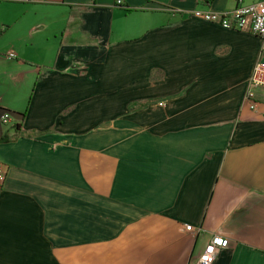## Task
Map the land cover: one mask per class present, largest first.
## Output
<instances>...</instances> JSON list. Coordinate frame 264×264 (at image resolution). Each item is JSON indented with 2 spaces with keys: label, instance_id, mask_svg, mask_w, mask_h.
Here are the masks:
<instances>
[{
  "label": "crops",
  "instance_id": "0c3cea01",
  "mask_svg": "<svg viewBox=\"0 0 264 264\" xmlns=\"http://www.w3.org/2000/svg\"><path fill=\"white\" fill-rule=\"evenodd\" d=\"M122 1L0 0V264H264L261 38Z\"/></svg>",
  "mask_w": 264,
  "mask_h": 264
},
{
  "label": "built area",
  "instance_id": "2783aa9c",
  "mask_svg": "<svg viewBox=\"0 0 264 264\" xmlns=\"http://www.w3.org/2000/svg\"><path fill=\"white\" fill-rule=\"evenodd\" d=\"M19 2H30L35 0H17ZM116 4L123 6L122 0H116ZM195 17L202 20L217 22L224 28H232V30H247L262 39L260 57L257 59L253 73L250 77L249 89L247 90V98L252 102L251 108L257 104L255 91L259 87H264V0H256L253 3H246L244 0H237V6L232 10L217 12L213 10H202L197 8L191 11ZM14 49L6 52L9 59L16 57ZM11 114L6 111L2 116L3 123L10 121ZM7 174V166L0 161V190L2 189ZM186 231H193L192 225H185ZM229 241L225 236L214 235L206 244L204 251L198 258V264H213L216 257L221 253L223 248L229 247Z\"/></svg>",
  "mask_w": 264,
  "mask_h": 264
},
{
  "label": "trees",
  "instance_id": "16d2710c",
  "mask_svg": "<svg viewBox=\"0 0 264 264\" xmlns=\"http://www.w3.org/2000/svg\"><path fill=\"white\" fill-rule=\"evenodd\" d=\"M6 140H7V137L6 136H3V137L0 138V142L6 141Z\"/></svg>",
  "mask_w": 264,
  "mask_h": 264
},
{
  "label": "rangeland",
  "instance_id": "374dc122",
  "mask_svg": "<svg viewBox=\"0 0 264 264\" xmlns=\"http://www.w3.org/2000/svg\"><path fill=\"white\" fill-rule=\"evenodd\" d=\"M255 1H256V0H255ZM252 3H253V2H252ZM261 40H262V39H261ZM253 68H254V67H253ZM249 82H250V80H249ZM248 89H249V87H248ZM248 89H247V90H248Z\"/></svg>",
  "mask_w": 264,
  "mask_h": 264
},
{
  "label": "bare ground",
  "instance_id": "6f19581e",
  "mask_svg": "<svg viewBox=\"0 0 264 264\" xmlns=\"http://www.w3.org/2000/svg\"><path fill=\"white\" fill-rule=\"evenodd\" d=\"M5 182V181H4ZM3 186H4V183H3ZM3 186H2V188H3Z\"/></svg>",
  "mask_w": 264,
  "mask_h": 264
}]
</instances>
